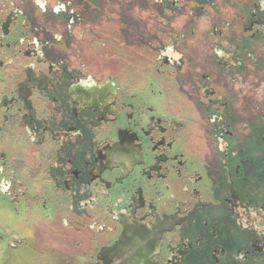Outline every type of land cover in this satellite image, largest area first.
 Here are the masks:
<instances>
[{"label":"flooded vegetation","instance_id":"flooded-vegetation-1","mask_svg":"<svg viewBox=\"0 0 264 264\" xmlns=\"http://www.w3.org/2000/svg\"><path fill=\"white\" fill-rule=\"evenodd\" d=\"M0 264H264V0H0Z\"/></svg>","mask_w":264,"mask_h":264},{"label":"snow or ice","instance_id":"snow-or-ice-1","mask_svg":"<svg viewBox=\"0 0 264 264\" xmlns=\"http://www.w3.org/2000/svg\"><path fill=\"white\" fill-rule=\"evenodd\" d=\"M59 9H57V11H58Z\"/></svg>","mask_w":264,"mask_h":264}]
</instances>
